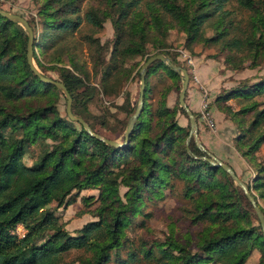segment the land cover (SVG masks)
Wrapping results in <instances>:
<instances>
[{
    "label": "trees",
    "instance_id": "obj_1",
    "mask_svg": "<svg viewBox=\"0 0 264 264\" xmlns=\"http://www.w3.org/2000/svg\"><path fill=\"white\" fill-rule=\"evenodd\" d=\"M75 1H45L43 11L49 17L46 24L55 29H76L84 19L99 30L109 17L115 34L110 64L115 68L119 58L143 52L144 41L151 40L147 32L155 30L165 35L171 18L161 16L162 10L184 28L187 46L197 41L221 43L238 62L249 60V66L255 67L264 61V0H237L248 14L245 26L234 30L231 21L223 24L224 13L211 16L209 0H101L107 8L90 6L83 18L74 15ZM194 2L197 5L191 10ZM48 7L52 9L47 11ZM207 22L215 31L204 36L201 27ZM26 43L23 27L0 14V264H57L70 249L90 252L81 264H107L112 252L122 244L124 228L131 217L141 212L145 192L161 196L165 188L172 190L178 184L189 198L184 213L191 223L202 224L195 244L197 251L168 236L156 242L161 251L158 264H196L204 256L220 264H249L247 258L253 250H257L258 259L252 264H264L261 225L243 189L221 165L207 159L193 138L188 146L198 156L190 154L186 144L189 127L170 120L175 107L160 101L154 111L157 125L148 122L152 115V110L146 108L148 78L145 77L144 105L128 142L111 145L90 134L81 123L76 126L67 114L60 115L55 96L58 88L31 70ZM91 44L95 51L104 48L98 38ZM101 58L105 60L103 54ZM157 65L177 75L160 60L153 61L147 73ZM67 72L68 75L61 73L59 80L72 96V111L94 130L92 123L76 110L78 98L68 77L75 76ZM108 74L113 76L110 68ZM36 96L44 97V103L26 112L17 109V98ZM232 96L248 102L239 110L254 112L248 126L236 137L246 143L242 156L253 160L264 144V76L229 89L223 98ZM180 109L186 113L184 107ZM8 131L14 134L10 136ZM46 138L54 140L52 149L45 150L32 164H25V147L39 140L48 144ZM245 183L264 213V206L258 202V197L264 200V167L257 165V173ZM121 185L127 187L124 198L119 193ZM85 188L99 191V204L87 209L96 219L85 222L73 234L60 221L56 209L75 202ZM89 200L90 195L81 196L83 203ZM53 201L55 205H51ZM17 224L23 226L22 235L14 230ZM144 254L156 255L149 248ZM134 258L129 253L122 264H132Z\"/></svg>",
    "mask_w": 264,
    "mask_h": 264
},
{
    "label": "rangeland",
    "instance_id": "obj_2",
    "mask_svg": "<svg viewBox=\"0 0 264 264\" xmlns=\"http://www.w3.org/2000/svg\"><path fill=\"white\" fill-rule=\"evenodd\" d=\"M45 1L47 0H0V7L27 18L34 34L33 60L43 74L60 79L61 73L68 75L69 70L75 76V78L70 75L68 77L78 98L76 110L92 123L93 131L120 142L124 140L128 118L135 111L139 101L141 85L139 69L148 56L161 52L168 55L174 64L187 69L189 79L185 101L195 115L198 138L206 151L200 149L205 155L209 157L208 153H211L229 164L234 170L236 167L237 175L244 182L252 180L257 173V165L264 167V144L256 152L255 158L248 160L241 154V150L246 148V143L236 139L248 126L254 112L239 110L248 103L243 98L236 96L223 98L229 89L243 83H252L263 77L264 61L255 67L249 66V60L238 62L221 43L207 45L203 41H197L187 46L184 28L175 22L171 14L162 10L161 16L171 18L170 24L166 26L165 35L155 30L147 32L154 44L151 40H145L143 52L119 58L118 67L115 68L110 64L112 40L115 34L109 17L103 21L99 30L92 28L84 19L76 29L73 27L55 29L49 27V23L46 24L49 17L47 12L43 11ZM209 1L213 7L211 16L215 17L224 13L223 24L231 21L233 30L236 26L242 28L245 26L248 10L241 7L237 0ZM197 2L191 4V10ZM103 3L101 0H76L74 15H81L83 18L90 6L106 9ZM51 5H55V2ZM51 9L48 7L47 11ZM214 31L213 25L208 22L201 27V33L204 36L212 35ZM94 38L100 40L103 49L94 50L91 44ZM101 54H103L104 61ZM164 64L171 69L167 63ZM109 68L114 77L108 74ZM146 78H148L150 88L146 98L149 107L146 108L152 110L151 119L149 118L148 122L157 125V115L154 111L160 101H163L169 107H175L174 118L171 112L170 120L175 119L180 125L189 127L188 115L180 109L178 102V93L183 78L179 74L171 75L168 69L161 65L146 72ZM55 96L58 112L64 116L66 114L65 96L60 89ZM44 101V97L40 99L36 96L17 98L15 104L17 109L26 112L30 107L44 103ZM144 101L143 97V105ZM166 118L169 120L168 115ZM73 123L79 126L78 122ZM8 134L11 136L14 132L8 131ZM44 140L48 144L39 140L25 147L22 155V161L25 164H32L33 160L39 158L45 150L52 149L54 140L48 138ZM189 152L193 156H198L193 154L191 149ZM125 189L127 187L124 185L119 187L122 198H124ZM98 192L97 188L82 189L75 202L56 209L60 221L70 233L75 234L85 222L96 219L87 209L99 204ZM145 194L146 196L144 195L141 200V212L131 217L130 222L124 228L125 236L122 244L112 252L107 264H122V260L127 259L129 253L135 257L132 264H158L157 260L161 257V251L156 242H162L168 236L189 244L191 249L197 251L195 244L201 233L202 224L191 223L187 214L184 213V205L189 203V198H185L182 194L180 184L172 190L165 188L161 196H156V193L145 192ZM84 195L91 197L87 204L81 201V196ZM258 202L264 206L262 198L258 197ZM52 203L51 205H55L54 201ZM14 230L19 235L24 232L21 224H17ZM148 248L152 249L156 255L145 256L144 252ZM89 255L90 252L84 249H70L60 256L57 264H81ZM175 255L178 259L182 258L178 253ZM257 255V250H253L247 258V263L256 262ZM196 264L220 263L211 256H204L202 259L199 258Z\"/></svg>",
    "mask_w": 264,
    "mask_h": 264
},
{
    "label": "water",
    "instance_id": "obj_3",
    "mask_svg": "<svg viewBox=\"0 0 264 264\" xmlns=\"http://www.w3.org/2000/svg\"><path fill=\"white\" fill-rule=\"evenodd\" d=\"M0 14L7 17L8 19H10L14 22L21 24L23 26V28L25 29L26 34H27V43H26V60H27V63L29 65V67L31 68V70L34 72V74H36L42 81L47 82V83H51L62 91V93L64 94L65 99H66L65 112H66L67 116L70 119L81 123L83 125V127L90 134L96 136L97 138H99V139L103 140L104 142L111 144V145H122V144H125L126 142H128L129 134L132 131L134 124H135L138 116L140 115V112H141L142 107H143L145 77H146L148 65L151 64L155 60H160L164 63H167L173 71H175L177 74H179L183 78L182 86H181L179 93H178V102H179L180 106L184 107V109L188 115V119H189V132H188L187 139H186L187 150L190 151L188 143L191 140V138L194 139V141L198 147L205 150L204 146L202 145L201 141L198 138V125H197V122L195 119V115L190 110V108L187 106V103L185 101V96H186V91H187V86H188V79H189L187 69L180 66V65L174 64L170 60L168 55L161 53V52L156 53V54H152L146 58V60L144 61V63L140 67L139 73H140V81H141L140 84L141 85H140L139 101H138V104H137L135 111L128 118L127 126H126L125 132H124V141L120 142V141H117L115 139L104 137V136L100 135L99 133L94 132L83 117L73 113L72 108H71L72 96H71L67 86L62 81H60L59 79L49 77V76L43 74L38 69V67L36 66V64L33 60V47H34L33 29L31 27L30 23L28 22L27 18L24 17L23 15L19 14V13L11 12L7 9L2 8V7H0ZM208 155H209V157H207V159L211 163L221 165L229 173V175L232 177V179L243 189L245 195L247 196V198L249 199V201L251 202V204L254 207V210L257 214L258 220H259L260 225H261L262 235L264 237V214H263L262 210L260 209V207L258 206L257 201L255 200V198L253 197V195L249 191L246 183L237 175L236 171L229 164L223 162L222 160L215 157L211 153H208Z\"/></svg>",
    "mask_w": 264,
    "mask_h": 264
},
{
    "label": "crops",
    "instance_id": "obj_4",
    "mask_svg": "<svg viewBox=\"0 0 264 264\" xmlns=\"http://www.w3.org/2000/svg\"><path fill=\"white\" fill-rule=\"evenodd\" d=\"M194 90H196V88H193ZM219 111V110H218ZM235 167V166H234ZM235 171H237V169H236V167H235ZM249 171H251V170H249ZM258 256V255H257Z\"/></svg>",
    "mask_w": 264,
    "mask_h": 264
}]
</instances>
